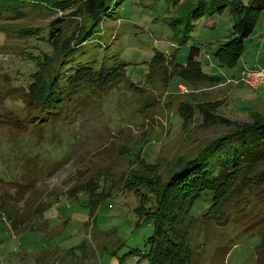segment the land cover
Returning a JSON list of instances; mask_svg holds the SVG:
<instances>
[{"label": "rangeland", "instance_id": "obj_1", "mask_svg": "<svg viewBox=\"0 0 264 264\" xmlns=\"http://www.w3.org/2000/svg\"><path fill=\"white\" fill-rule=\"evenodd\" d=\"M74 10L0 13V264H148L142 254L153 223L138 215L142 199L123 189L127 176L163 183L182 158L231 131L212 124L214 118L251 123V112L264 115V86L257 92L241 82L242 72L264 69V12L228 66L216 55L233 37L228 8L194 22L181 44L170 20L176 7L167 0H124L119 18L103 20L101 36L61 68L66 78L112 59L127 64L122 81L83 89L80 95L90 99L80 105L72 93L58 109L30 110L23 96L41 67L37 61L57 57L92 26L86 7ZM28 29L32 35L23 34ZM192 46L200 49L197 71L186 66ZM43 65L42 73L49 72L48 62ZM18 118L20 128L11 125ZM262 177H251L257 192L242 200L234 192L212 220L220 226L204 221L214 205L210 192L186 209L192 264H264Z\"/></svg>", "mask_w": 264, "mask_h": 264}, {"label": "trees", "instance_id": "obj_2", "mask_svg": "<svg viewBox=\"0 0 264 264\" xmlns=\"http://www.w3.org/2000/svg\"><path fill=\"white\" fill-rule=\"evenodd\" d=\"M123 1L0 0V13L3 10L5 17H17L25 12H44L49 9L66 12L75 8L74 11H77L83 7H86V12L93 15L92 26L84 28L73 41L58 52L57 57L44 56V59L37 61V66L41 67L46 66L43 62L47 61L50 71L43 70L42 73L39 67L40 71L36 70L33 73V82L30 83L27 94L23 96L30 110L35 109L41 114L49 107L58 109L62 101L72 93L76 97L75 104L80 105L83 98L90 99L80 95L83 89L100 91L123 80L127 64L121 61L115 64L112 59L111 62H101L100 68L95 72L85 67L64 77V68L68 60L76 56L77 50L93 40L96 35L101 36L99 24L103 20L114 21L119 18L118 7ZM167 2L176 7L175 15L170 17V20L177 26V30L181 31L179 33L182 34L179 36L181 44L193 31L194 22L204 17L222 15L228 8L232 18L233 37L223 42L216 53L220 61L227 63L228 66L235 65L245 49V42L254 32L257 18L264 12V0H247L246 4L242 0H195L193 3L185 0H167ZM32 31L28 29L23 31V34L32 35ZM199 53L200 49L192 46L186 66L196 70L195 59ZM224 53L226 55L222 57ZM183 76L189 79L192 77L186 74ZM250 115L254 118L251 123L232 122L225 117L214 118L212 124H226L230 126L231 131L211 139L194 155L189 154L182 158L167 173L163 183L151 180L148 176L136 174L127 176L126 187L123 189L142 199L143 204L138 215L142 222L151 220L153 223V234L146 240V251L142 254L148 264H192L193 251L188 243L189 229H183L184 216L188 212L186 209L198 201L202 193L210 192L214 202L205 214L204 221L206 223L211 221L220 226V223L212 220L220 219L219 215L224 212L225 203L231 201L234 192L240 195V200L247 196V193L257 192L259 187L251 189L256 184V180L251 177L259 172L264 176V115L258 112H251ZM40 121L43 122V119L40 118ZM20 122L18 118L11 125L20 128ZM140 162L150 171L143 159ZM263 181L264 177L259 179L260 183ZM92 188L94 186L90 187ZM7 217L11 219L10 215ZM1 220L2 218L0 222L3 221ZM2 224L4 223H0L1 229L4 228Z\"/></svg>", "mask_w": 264, "mask_h": 264}, {"label": "built area", "instance_id": "obj_3", "mask_svg": "<svg viewBox=\"0 0 264 264\" xmlns=\"http://www.w3.org/2000/svg\"><path fill=\"white\" fill-rule=\"evenodd\" d=\"M241 82L252 90H257L264 84V69L255 67L251 71L242 72ZM182 92L186 91L184 86L179 87Z\"/></svg>", "mask_w": 264, "mask_h": 264}, {"label": "crops", "instance_id": "obj_4", "mask_svg": "<svg viewBox=\"0 0 264 264\" xmlns=\"http://www.w3.org/2000/svg\"><path fill=\"white\" fill-rule=\"evenodd\" d=\"M262 13H263V12H262ZM206 27H208V28H213L214 26L209 25V26H206ZM249 41H251V39H250ZM262 86H264V84L261 85L256 91L258 92L259 89H261ZM260 91H261V90H260ZM262 91H263V90H262ZM260 94H262V93H260ZM260 94H258V95H259V96H262V95H260ZM261 98L263 99V96H262ZM250 114H251V113H250Z\"/></svg>", "mask_w": 264, "mask_h": 264}]
</instances>
